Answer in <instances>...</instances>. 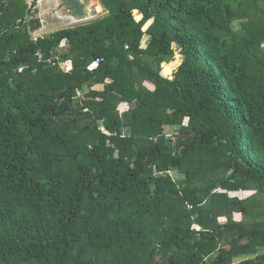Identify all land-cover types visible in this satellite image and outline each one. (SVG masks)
I'll return each mask as SVG.
<instances>
[{
    "label": "trees",
    "instance_id": "trees-1",
    "mask_svg": "<svg viewBox=\"0 0 264 264\" xmlns=\"http://www.w3.org/2000/svg\"><path fill=\"white\" fill-rule=\"evenodd\" d=\"M100 3L0 15V264H264V0Z\"/></svg>",
    "mask_w": 264,
    "mask_h": 264
},
{
    "label": "water",
    "instance_id": "water-1",
    "mask_svg": "<svg viewBox=\"0 0 264 264\" xmlns=\"http://www.w3.org/2000/svg\"><path fill=\"white\" fill-rule=\"evenodd\" d=\"M10 1L11 0H3L0 4V15H2ZM91 1L92 0H29V8L25 17L18 23L7 26L4 32L11 27L20 30L31 18L33 12L40 6H43L46 13L56 15L74 24L88 21L93 18L91 14Z\"/></svg>",
    "mask_w": 264,
    "mask_h": 264
},
{
    "label": "rangeland",
    "instance_id": "rangeland-1",
    "mask_svg": "<svg viewBox=\"0 0 264 264\" xmlns=\"http://www.w3.org/2000/svg\"><path fill=\"white\" fill-rule=\"evenodd\" d=\"M27 1L29 3V0H27ZM91 14H92L93 20H95L97 18H101L106 14L104 7L100 3V0H92L91 1ZM135 16L137 17V19H141V17H142L136 11H135ZM36 17L40 20L41 25H42V29L37 34L43 33V32H52V31H56V30L61 29V28L71 27L74 25V24H71V22H69L66 19H61V18L57 17L56 15L46 13L43 6H40L38 8ZM182 59H183V57L181 55V52H180V50L177 49L176 50V58L171 63L178 62L179 64L172 67L171 68L172 70L169 71L168 73L165 72L166 68L164 65L170 64V63L162 64V66H161L162 74L167 78L173 79L174 72L178 69V67L180 66V63H182ZM69 69L71 70L70 67H65V71H68ZM127 108H128L127 105H122L120 107V111L125 112L127 110ZM253 193L254 192H250L247 195H245L244 193H240L238 195L242 199H244Z\"/></svg>",
    "mask_w": 264,
    "mask_h": 264
},
{
    "label": "built area",
    "instance_id": "built-area-1",
    "mask_svg": "<svg viewBox=\"0 0 264 264\" xmlns=\"http://www.w3.org/2000/svg\"><path fill=\"white\" fill-rule=\"evenodd\" d=\"M101 62H102V59H98V61L96 62L95 66H97Z\"/></svg>",
    "mask_w": 264,
    "mask_h": 264
},
{
    "label": "clouds",
    "instance_id": "clouds-1",
    "mask_svg": "<svg viewBox=\"0 0 264 264\" xmlns=\"http://www.w3.org/2000/svg\"><path fill=\"white\" fill-rule=\"evenodd\" d=\"M39 8V7H38ZM93 18H91L90 20H92ZM90 20H88V21H90ZM85 22H87V21H85ZM82 23H84V22H82ZM71 24H74V23H71ZM78 24H80V23H78ZM74 25H76V24H74ZM44 33V32H43ZM176 58V57H175ZM171 63V62H170Z\"/></svg>",
    "mask_w": 264,
    "mask_h": 264
}]
</instances>
